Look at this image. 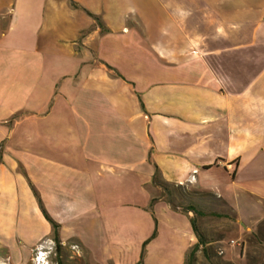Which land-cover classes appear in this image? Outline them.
<instances>
[{"label": "crops", "instance_id": "1", "mask_svg": "<svg viewBox=\"0 0 264 264\" xmlns=\"http://www.w3.org/2000/svg\"><path fill=\"white\" fill-rule=\"evenodd\" d=\"M156 170L264 219V0H0V264H185Z\"/></svg>", "mask_w": 264, "mask_h": 264}, {"label": "rangeland", "instance_id": "2", "mask_svg": "<svg viewBox=\"0 0 264 264\" xmlns=\"http://www.w3.org/2000/svg\"><path fill=\"white\" fill-rule=\"evenodd\" d=\"M158 195L165 196L174 209L195 220L204 242L195 254L194 264H264V219L257 224L239 222L234 211L216 195L177 183H168L167 189L162 187ZM192 206L197 212L189 210ZM233 239L241 244L233 245ZM45 245V249H50L49 244ZM51 249L52 262L69 258L67 253L60 252L56 243ZM69 259L73 264L79 262L77 256Z\"/></svg>", "mask_w": 264, "mask_h": 264}, {"label": "trees", "instance_id": "3", "mask_svg": "<svg viewBox=\"0 0 264 264\" xmlns=\"http://www.w3.org/2000/svg\"><path fill=\"white\" fill-rule=\"evenodd\" d=\"M154 182L157 183V184H159V185H161L165 190L168 187V182H166L165 180L162 179L159 170H156V173H155V176H154ZM153 200H155V198ZM39 201H40V205H41L44 213L46 214V216L48 217V219H50L52 221V223H53V225L55 227V238L57 240L56 241V246L58 248V246H59V242H58V226L59 225L55 221H53L51 219V217L47 214L45 208L43 207V204H42V201H41L40 198H39ZM189 210H194L195 212H197V208L196 207H193V206ZM191 222H192L194 231L196 232V234L198 236V242L193 246V248L191 249V251L188 253V256H187V259H186L185 264H194V262H195V256H196L195 254L200 249V247L202 246V244L204 242L203 239L201 238L200 234H199V231H198L197 227H196L195 220L191 218ZM156 234H157V228H155L152 236L148 240L145 241V244H147V242L151 238L155 237ZM143 253H142V257H143Z\"/></svg>", "mask_w": 264, "mask_h": 264}, {"label": "built area", "instance_id": "4", "mask_svg": "<svg viewBox=\"0 0 264 264\" xmlns=\"http://www.w3.org/2000/svg\"><path fill=\"white\" fill-rule=\"evenodd\" d=\"M196 180V170H194L189 178L187 179V181L189 183H193L194 181ZM233 245L235 244H238L240 245L241 243H239L238 241L236 240H232L231 241ZM46 243H41L39 244L35 251H34V257H33V260L35 262V264H54L51 260H50V254L52 253V249L53 246H55V243L53 245L50 244V249H45ZM74 250H77L79 247L78 245H73L72 247Z\"/></svg>", "mask_w": 264, "mask_h": 264}]
</instances>
